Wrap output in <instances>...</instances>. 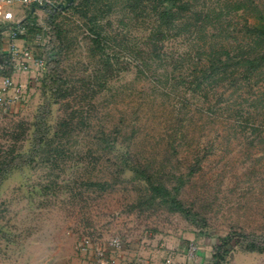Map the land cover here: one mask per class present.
<instances>
[{
	"label": "rangeland",
	"instance_id": "374dc122",
	"mask_svg": "<svg viewBox=\"0 0 264 264\" xmlns=\"http://www.w3.org/2000/svg\"><path fill=\"white\" fill-rule=\"evenodd\" d=\"M49 1L31 15L18 4L1 9L0 68L22 92L0 111V160L10 147L27 151L42 118L50 131L68 116L73 126L53 144L58 156L1 180L0 264H210L216 248L228 250L221 264H264V68L248 80L231 66L223 80L200 77L209 47L234 52L242 44L250 14L237 0H189L187 17L209 20L177 22L161 45L165 62L148 70L136 53L148 26L130 21L121 0H86L79 13ZM94 16L100 50L89 41ZM17 23L23 31L11 40ZM12 43L29 56L16 72ZM105 57L112 71L88 92ZM48 72L59 82L50 85ZM110 142L180 210L142 203L145 184L106 149Z\"/></svg>",
	"mask_w": 264,
	"mask_h": 264
},
{
	"label": "trees",
	"instance_id": "16d2710c",
	"mask_svg": "<svg viewBox=\"0 0 264 264\" xmlns=\"http://www.w3.org/2000/svg\"><path fill=\"white\" fill-rule=\"evenodd\" d=\"M85 1L86 0H73L72 4L69 5L67 9L79 13L77 10L81 8V3L83 4ZM121 2V9L123 12L130 15V21L138 26L144 23L148 26L145 46L143 49H138L136 51L137 56H140V67L148 70L150 69L151 63L165 60V56L160 55L161 45L168 36L167 33L169 30H171L177 22L184 20L183 27H189L188 23L192 20L195 21L196 24L198 23V25H204L206 20H209L206 15L201 17V13L196 14V17L193 19L187 17V14L191 11V3L189 0H121ZM236 3L237 6L235 8H241V10L245 9L250 14L252 20L251 23H248L246 20L242 26V32L244 34L243 42L236 47L234 52L229 51L226 47L228 44L221 47L220 53H214V51L211 50L212 48L209 47L208 53L205 54V65L201 67V80L212 79L217 75L222 76L221 80H223L230 66L233 67V69L240 68L242 71V78L248 80L264 68V7L261 6L260 0H237ZM95 20V16L87 19L88 31L89 34H91L89 41L93 47L95 46V48L100 50L99 45L102 44L103 38L100 36V28L96 24L97 20ZM164 62L165 61H163V63ZM111 71L112 65L109 62V58H100L98 64L93 67L92 74H90L91 80H98L97 82L88 84L85 90L94 92V86L97 89L104 86L107 80V74ZM45 76L51 83L50 85H54L57 81L59 82L58 79H55L56 74H54V72H48ZM42 84L44 85V82ZM60 86L55 89L53 86H50L49 89L51 93L53 91L54 93L61 92L62 89H60ZM59 96L64 99L67 93L63 91ZM53 103L52 101V104ZM72 118L73 116L62 118L52 131H50L51 127L45 122V118L41 119V121H43L41 131L39 130L40 127L37 126L36 123H33L32 127L34 132L36 133V130L40 132L37 136L36 134L32 135L31 144L27 151L23 152L21 148L14 153L13 149L10 147L6 157L0 160V182L5 175L13 170L20 168L34 169L38 163H48L50 156H58L61 151L54 148L53 144L55 145L56 142L61 140L62 136H66L69 133L71 130L70 128L73 126ZM14 136L16 137V135ZM105 141L107 142L108 139H105ZM111 141H114V139ZM114 145L113 142L107 143L106 149L109 150L118 161L125 164L126 167L124 170L132 173L134 176L137 175L140 182L145 184L147 195L145 194L143 198L145 201H142V203L154 202L155 199H160L163 202H169L171 205H174L177 210H180L178 207L179 203L173 195L170 196V193L162 185H153L149 174L144 169H136L132 167V165H129L126 160L123 161L122 158L124 154L119 151V149H115ZM48 156L49 158H47ZM175 192H177V190H175ZM225 242L223 241V244H225ZM251 248L253 250L255 247L251 246ZM217 250L216 248L212 254V261L210 264H221L223 257L228 252L226 249L222 251Z\"/></svg>",
	"mask_w": 264,
	"mask_h": 264
},
{
	"label": "built area",
	"instance_id": "2783aa9c",
	"mask_svg": "<svg viewBox=\"0 0 264 264\" xmlns=\"http://www.w3.org/2000/svg\"><path fill=\"white\" fill-rule=\"evenodd\" d=\"M9 4H18L25 8L32 7V6H41L50 4L49 0H0V12L1 7L4 5ZM23 26L20 23H17L14 29L9 33V37L11 40H14L17 33H22ZM14 58L20 59V63H15V65H11L9 69L11 72H16L21 69L26 68V64L29 60V56L27 51H22L17 49V45L11 44L10 45V60L11 62ZM38 66H41V62H38ZM2 70L6 73H2ZM8 70V69H7ZM6 69L0 68V111L7 112L9 111L14 102L20 100V92L21 86L19 84H15L11 78L12 73H8ZM113 246H117V240L112 241ZM193 250V248L191 249Z\"/></svg>",
	"mask_w": 264,
	"mask_h": 264
},
{
	"label": "crops",
	"instance_id": "0c3cea01",
	"mask_svg": "<svg viewBox=\"0 0 264 264\" xmlns=\"http://www.w3.org/2000/svg\"><path fill=\"white\" fill-rule=\"evenodd\" d=\"M3 7V6H2ZM2 7H1V9H2ZM33 7V6H32ZM32 7H28V8H25V10H27V9H32ZM25 10H24V14H23V16H22V18H24V15H25ZM34 11H35V9L32 11V10H30V12H29V14L31 15V14H33L34 13ZM6 17V15H5V12H0V21H2V19H4ZM22 18H21V20H22ZM20 19H18L16 22H18ZM7 22V21H6ZM8 23H10V22H8Z\"/></svg>",
	"mask_w": 264,
	"mask_h": 264
},
{
	"label": "water",
	"instance_id": "95a60500",
	"mask_svg": "<svg viewBox=\"0 0 264 264\" xmlns=\"http://www.w3.org/2000/svg\"><path fill=\"white\" fill-rule=\"evenodd\" d=\"M65 1H66V5H65V6L67 7V6H69V5L72 4V1H73V0H65ZM31 10L33 11L34 8H32Z\"/></svg>",
	"mask_w": 264,
	"mask_h": 264
}]
</instances>
